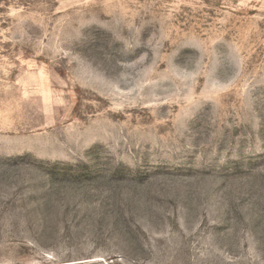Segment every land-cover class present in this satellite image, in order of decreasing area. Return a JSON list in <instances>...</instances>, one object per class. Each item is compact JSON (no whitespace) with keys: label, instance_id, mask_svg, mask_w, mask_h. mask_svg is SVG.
Listing matches in <instances>:
<instances>
[{"label":"rangeland","instance_id":"374dc122","mask_svg":"<svg viewBox=\"0 0 264 264\" xmlns=\"http://www.w3.org/2000/svg\"><path fill=\"white\" fill-rule=\"evenodd\" d=\"M0 264H264V0H0Z\"/></svg>","mask_w":264,"mask_h":264}]
</instances>
